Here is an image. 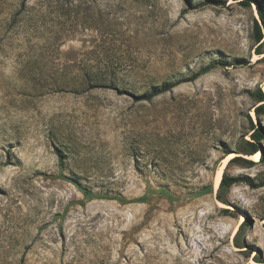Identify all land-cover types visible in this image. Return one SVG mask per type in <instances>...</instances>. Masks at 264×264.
Segmentation results:
<instances>
[{"label": "rangeland", "instance_id": "rangeland-1", "mask_svg": "<svg viewBox=\"0 0 264 264\" xmlns=\"http://www.w3.org/2000/svg\"><path fill=\"white\" fill-rule=\"evenodd\" d=\"M259 128L255 0H0V264L264 263Z\"/></svg>", "mask_w": 264, "mask_h": 264}, {"label": "trees", "instance_id": "trees-1", "mask_svg": "<svg viewBox=\"0 0 264 264\" xmlns=\"http://www.w3.org/2000/svg\"><path fill=\"white\" fill-rule=\"evenodd\" d=\"M255 3H256L257 9H258V13L260 15V19L264 23V12H263L264 3H263V0H255ZM256 25H257V21H256ZM259 39H260V35H259ZM210 68H211V66H209V65L202 67L197 72H195L190 79H195V78L201 76L202 74L209 71ZM105 81L106 80L96 81V82H94L95 84L91 85V87H96V86H100V87L104 86L105 87V86H107L105 84ZM179 82L180 81H174V82L169 81V82H164L160 85H153L145 93L136 94V95L134 94V96L137 99L149 100V99H152L153 97H155V96H157V95H159V94H161L167 90H170L171 88L176 86ZM254 135L257 138V140L263 139L264 138V128L257 129V132ZM246 151L248 153H255L257 151V148L255 145H253L252 148H250L249 150H246ZM240 180H241L240 177L230 176L227 174L226 171H223L220 182H219V189L230 187L232 184L237 183Z\"/></svg>", "mask_w": 264, "mask_h": 264}, {"label": "bare ground", "instance_id": "bare-ground-1", "mask_svg": "<svg viewBox=\"0 0 264 264\" xmlns=\"http://www.w3.org/2000/svg\"><path fill=\"white\" fill-rule=\"evenodd\" d=\"M257 157H258V154H257ZM227 160V159H226ZM217 181H218V179H217ZM254 264H264V263H256V262H254Z\"/></svg>", "mask_w": 264, "mask_h": 264}]
</instances>
